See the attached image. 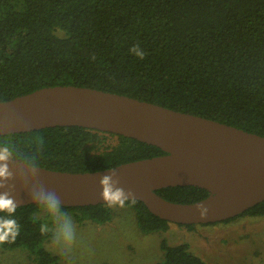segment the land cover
<instances>
[{
  "label": "trees",
  "instance_id": "obj_1",
  "mask_svg": "<svg viewBox=\"0 0 264 264\" xmlns=\"http://www.w3.org/2000/svg\"><path fill=\"white\" fill-rule=\"evenodd\" d=\"M137 44L144 59L129 51ZM56 85L128 95L264 136V0H0V100ZM0 150L68 172L166 153L133 137L82 126L0 135ZM157 192L180 203L210 194L194 185ZM36 205L17 206L12 218L19 235L2 246H26L38 255L34 264H57L58 257L42 247L51 229L41 234L44 221L35 217ZM128 205L147 232L165 231L172 223L141 200ZM62 209L79 220L113 218L105 203ZM7 215L0 211V217ZM242 216H264V201L224 222ZM162 248L164 260L152 264H220L208 263L188 243L163 241Z\"/></svg>",
  "mask_w": 264,
  "mask_h": 264
},
{
  "label": "water",
  "instance_id": "obj_2",
  "mask_svg": "<svg viewBox=\"0 0 264 264\" xmlns=\"http://www.w3.org/2000/svg\"><path fill=\"white\" fill-rule=\"evenodd\" d=\"M56 126H82L133 137L161 147L165 154L115 167L68 172L32 165L0 150V194L17 206L37 203L39 191L54 193L63 206L105 203L99 181L115 169L119 186L161 218L181 224L220 222L264 201V136L136 97L92 87H43L0 100V135ZM199 186L209 196L180 203L157 190ZM197 205L208 209L200 216Z\"/></svg>",
  "mask_w": 264,
  "mask_h": 264
},
{
  "label": "rangeland",
  "instance_id": "obj_3",
  "mask_svg": "<svg viewBox=\"0 0 264 264\" xmlns=\"http://www.w3.org/2000/svg\"><path fill=\"white\" fill-rule=\"evenodd\" d=\"M112 208V220L104 223L79 220L75 212L63 210L75 232L71 252L65 256L53 253L50 237L42 247L58 257L57 264H152L165 258L163 241L169 245L188 243L192 252L208 263L264 264V216H242L194 228L172 222L165 231L147 232L139 225L135 207ZM35 217L44 221L43 211ZM48 227L54 226L49 223ZM37 258L26 246L5 248L0 244V264H34Z\"/></svg>",
  "mask_w": 264,
  "mask_h": 264
},
{
  "label": "clouds",
  "instance_id": "obj_4",
  "mask_svg": "<svg viewBox=\"0 0 264 264\" xmlns=\"http://www.w3.org/2000/svg\"><path fill=\"white\" fill-rule=\"evenodd\" d=\"M130 52L144 59L145 53L140 49L139 45H134ZM5 156L0 155V160H4ZM7 169L0 168V176H5ZM102 188L101 198L109 207L123 208L128 204L134 205L136 197L131 191H125L120 187V181L117 178L115 169L110 170V174L103 175L99 181ZM34 199L37 201V208L44 213V221L40 224L41 234L49 235L50 229L48 224L51 223L54 227L51 229L50 249L53 253L65 256L71 252L75 244V232L71 223L66 221V213L62 209L59 198L52 192L39 191L35 194ZM200 210V216H206L208 209L202 205H197ZM17 204L8 193L0 194V211L6 212L8 215L0 217V244L15 242L19 235L20 226L17 221L12 218Z\"/></svg>",
  "mask_w": 264,
  "mask_h": 264
}]
</instances>
